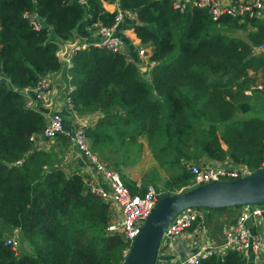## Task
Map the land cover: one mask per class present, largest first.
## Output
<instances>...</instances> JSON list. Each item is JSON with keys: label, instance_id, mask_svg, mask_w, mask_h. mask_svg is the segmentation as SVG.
<instances>
[{"label": "trees", "instance_id": "1", "mask_svg": "<svg viewBox=\"0 0 264 264\" xmlns=\"http://www.w3.org/2000/svg\"><path fill=\"white\" fill-rule=\"evenodd\" d=\"M114 1L134 14L128 26L148 47L151 66L140 72L123 54L92 45L70 54V108L76 115L99 113L84 128L92 152L116 169L130 193L152 184L159 196L189 189L187 161L201 157L259 168L264 94L256 75L264 77V51L252 49L264 44V17L255 9L212 19L192 4L178 11L173 0H0V74L8 80L0 83V264H122L128 243L107 231L108 203L89 191L78 170L62 169L59 151L33 147L29 137L42 131L45 115L26 108L22 92L60 68L58 41L87 38L93 24L111 25L115 11L102 4ZM23 13H35L42 26L32 29ZM253 97L259 101L251 103ZM139 139L164 175L153 168L136 188L121 167L140 152ZM54 140L69 144L62 133ZM238 207L205 210L209 217L211 210ZM14 231L19 253L4 243ZM198 264L246 259L227 249Z\"/></svg>", "mask_w": 264, "mask_h": 264}, {"label": "built area", "instance_id": "2", "mask_svg": "<svg viewBox=\"0 0 264 264\" xmlns=\"http://www.w3.org/2000/svg\"><path fill=\"white\" fill-rule=\"evenodd\" d=\"M185 4L206 8L212 19L222 14L238 16L244 11H248L251 14L252 9H255V16L259 18L264 17V11L261 12V0H226L225 2L222 0H173L172 7L181 11ZM112 10L115 11L112 24L109 26L96 24L95 27H91V33L95 31V40L73 44L68 53L69 56L72 52L88 48L91 45L104 48L112 53H121L124 57L129 55L131 50H134L139 57L145 55L144 45L142 44L136 48H125L124 39L117 31L118 26L124 21L125 17L129 16L130 11L120 9L115 2L113 3ZM23 16L28 19V23L32 29L42 26L41 20H39L35 13H23ZM263 51L264 44L252 49V53ZM63 52L62 49L57 48L55 56L59 60H64L66 67H69L68 55L63 58ZM136 65L141 71V64L137 62ZM1 82L8 85L7 78L2 74H0ZM49 85L50 78L45 74L40 76L31 88H23L22 92L25 97L24 106L35 110H37L38 106L50 109L53 101L52 96L48 93ZM71 88V86L68 87V92ZM67 102L69 103L68 98ZM88 125V121H82L70 134L63 128L62 117L59 112L48 111L42 131L30 135L29 140L32 142L42 138H51L58 133H62L68 137L70 145L85 159L86 164L90 166L93 173L99 177V182L95 184L91 179L84 180L89 190L110 206L116 208V218L110 221L106 227L107 231L119 232L129 246L158 200L159 191L153 185L147 184L143 192L130 193L123 185L118 173L109 169V167H105L90 149L89 140L84 133V128ZM186 167L192 175L191 187L211 181L232 180L249 173L240 164L235 167H229L212 162H190ZM262 167H264V139L263 154L259 162V168ZM135 187L138 188L139 184L136 183ZM238 208L240 209L233 218V221L221 229L222 242L220 244L210 242L197 247L196 232L190 237L191 240L187 239L184 241L181 235L192 224L200 220L201 210L197 207H188L179 211L168 222L161 234L157 250L159 253L156 254L153 264H198L200 259L214 254H222L227 249L237 250L245 258L247 256L250 257L254 264H264V237L261 238L256 234H252L250 227L245 223L248 217L252 224L259 223L260 218L264 216V205H242ZM193 237L194 240H192ZM4 243L17 253L19 241L15 231L4 237ZM161 254H169L171 256L170 260L167 261Z\"/></svg>", "mask_w": 264, "mask_h": 264}, {"label": "crops", "instance_id": "3", "mask_svg": "<svg viewBox=\"0 0 264 264\" xmlns=\"http://www.w3.org/2000/svg\"><path fill=\"white\" fill-rule=\"evenodd\" d=\"M117 3V1H114ZM113 2V3H114ZM113 3H103L104 9L107 11L112 10ZM136 22V18L132 12H130L129 16L125 17L124 21L118 26L117 31L118 33L122 34L124 37V45L125 48L128 46H132L134 48L140 45L138 39L135 37L134 33L132 32V28L128 25L133 24ZM96 25L93 24L92 27ZM238 37L245 39V34L240 33L237 34ZM49 38H53V35L49 34ZM96 35L95 31L92 32L87 38H77L76 35L72 36L70 39L64 41H58V49H62L63 51L67 46H72L74 43L78 42H86V41H93L95 40ZM130 49V48H129ZM148 51V47L146 48ZM257 53V52H255ZM69 59V55H68ZM126 60H130L135 64L139 62L141 64V70L146 67L145 71L140 72H147L150 68V63L147 57H139L136 55L134 50L130 51V54L125 56ZM61 62V66L59 69L53 72L46 73V75L50 78V85L48 87V93L52 96L53 104L50 109L46 108L48 111H58L62 117L63 128L72 134L73 129L82 121H92L96 117L99 116L98 112L85 114V115H76L70 108V104L67 102V94H68V87L70 86L68 81V74L66 71V63L64 60H59ZM261 75V74H260ZM262 78V75L260 76ZM264 80V77H263ZM262 88H260V92L264 94V81L261 79ZM258 87V86H257ZM259 88V87H258ZM245 94L247 96L250 95V91H246ZM251 103H255L256 100H250ZM44 113L45 118L48 111ZM32 145L34 148L47 150L49 148L56 149L61 153V162L59 165L64 169V171L69 172L72 169H78L79 173H81L86 180H92V182L97 183L99 182V177L93 173L90 166H88L85 162V159L80 156L77 151L74 149L73 146L66 144L64 147L58 145V143L54 140V136L51 138H42L40 140L32 141ZM212 162L215 164H221L224 166L235 167L239 164H235L231 162L229 159H225L223 161H213L208 160L206 158L201 157L198 163H206ZM101 183V182H100ZM240 208H232L227 210H211L209 212V217L207 218L206 224L202 225L201 221L199 220L196 222L195 226L188 228L186 232L183 233L182 239L185 241L187 239L191 240V236L193 233L196 232V247L199 245H205L210 242H214L215 244H220L222 242V235L221 229L231 223L233 218L237 214ZM109 213L111 220L116 218V208L110 206ZM262 223V225H261ZM250 232L252 234H256L261 238L264 237V216L260 218V222L257 224H252L250 222ZM263 227V228H262ZM194 240V237L192 238ZM161 253V252H160ZM163 258L167 261L170 260L171 256L169 254H161ZM246 264H254L250 257H246Z\"/></svg>", "mask_w": 264, "mask_h": 264}, {"label": "water", "instance_id": "4", "mask_svg": "<svg viewBox=\"0 0 264 264\" xmlns=\"http://www.w3.org/2000/svg\"><path fill=\"white\" fill-rule=\"evenodd\" d=\"M71 48H65L63 58ZM37 110L44 114L47 109L38 106ZM242 205H264V167L236 179L211 181L172 195L160 196L127 248L122 264H153L163 230L172 217L185 208L202 209L200 221L205 225L208 218L205 209ZM245 223L250 225L249 217Z\"/></svg>", "mask_w": 264, "mask_h": 264}, {"label": "rangeland", "instance_id": "5", "mask_svg": "<svg viewBox=\"0 0 264 264\" xmlns=\"http://www.w3.org/2000/svg\"><path fill=\"white\" fill-rule=\"evenodd\" d=\"M120 34V33H119ZM237 34H240V32H235V33H232L231 35H234V36H237ZM121 35V37H124L122 34H120ZM75 44V43H74ZM73 45V44H72ZM141 45V44H140ZM129 48H131L132 46H128ZM146 48H147V46H145L144 45V50H145V57H147L148 56V51L146 50ZM150 63V62H149ZM150 66H151V63H150ZM146 70V67H144L143 68V70H141V71H145ZM256 79H257V86L259 87V88H262V84H261V79H262V81H264L263 80V77L261 78L260 77V75H256ZM251 100H256V98L255 97H253ZM257 101H259L258 99L256 100V102ZM252 112V111H251ZM255 113H257L258 115H261L262 113L261 112H259V111H256ZM262 116V115H261ZM264 116V115H263ZM91 123V121L89 122V124ZM140 141H142L143 143H142V147H141V150H140V152L139 153H137L136 154V157H128L127 159H126V162H128L130 159H132L133 161L131 162V163H129V165H126V166H122L121 167V171L128 177V178H130L131 180H134L137 184H139L140 183V181H141V179H142V176L144 175V174H146V173H148V172H150L153 168H156V169H158L157 168V166H156V164H155V162L152 160V158H151V156H150V153H149V151H148V149H147V147H146V145H145V143H144V141H143V139H139ZM97 156V155H96ZM98 158V157H97ZM98 160L106 167V163L105 162H103L102 160H100L99 158H98ZM192 162V161H191ZM188 163H190V161H187V164ZM108 168V167H107ZM113 168V167H112ZM112 168H109V169H112ZM64 170V169H63ZM78 169H72L71 171H77ZM112 170H114L115 172H117L116 171V169H112ZM71 171H69V172H71ZM66 172V171H65ZM68 172V173H69ZM67 173V172H66ZM158 173H159V175L160 176H163L164 175V172L162 171V170H159L158 169ZM81 174V173H80ZM84 180H86V179H84ZM152 185V184H151ZM86 187H88L87 186V184H86ZM89 189V188H88ZM90 191V190H89ZM109 208H110V205L108 204V210H109ZM110 214V213H109ZM111 218V217H110ZM110 221H111V219H110ZM1 225V224H0ZM195 225H196V223H195ZM194 224H192L189 228H191L192 226H195ZM187 230V229H186ZM186 230L184 231V232H186ZM183 232V233H184ZM181 237H183V234L181 235ZM20 240V239H19ZM128 248V247H127ZM127 248H126V250L124 251V256H125V254H126V252H127ZM21 249H26V243H22L21 244V248H20V250ZM17 251V253H19V250H16ZM157 253H159V251L157 252Z\"/></svg>", "mask_w": 264, "mask_h": 264}, {"label": "clouds", "instance_id": "6", "mask_svg": "<svg viewBox=\"0 0 264 264\" xmlns=\"http://www.w3.org/2000/svg\"><path fill=\"white\" fill-rule=\"evenodd\" d=\"M137 66V65H136ZM138 70H139V68H138ZM191 188V187H190ZM160 197V196H159ZM201 213H202V211H201ZM129 247V246H128Z\"/></svg>", "mask_w": 264, "mask_h": 264}]
</instances>
